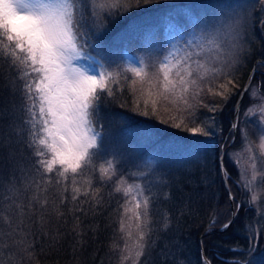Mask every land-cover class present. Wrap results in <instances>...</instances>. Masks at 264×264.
<instances>
[{"label": "snow or ice", "instance_id": "snow-or-ice-1", "mask_svg": "<svg viewBox=\"0 0 264 264\" xmlns=\"http://www.w3.org/2000/svg\"><path fill=\"white\" fill-rule=\"evenodd\" d=\"M151 2L0 0V153H6L9 168L6 178L0 175V253L6 252L8 259L14 260L17 252L24 254L21 259H35V242L24 230L25 218L41 213L42 223L43 214L63 217L62 209L71 205L68 211L78 220L77 213L86 214L84 205L95 212L114 196L119 197L116 211L122 244L114 242L112 247L119 251L120 264H141L159 234L170 230L168 213L155 222L151 214L157 202L172 196L165 190L173 182L163 161L133 159L115 146L102 109L128 108L202 137L222 130L215 116L197 123V112L200 108L222 111L240 90L237 73L250 51L242 27L247 6L220 3L212 16L197 17L195 35L183 48L156 55L146 47L137 63H120L107 56L97 38L133 9ZM260 26L264 31V18ZM257 72L264 75V61L253 67L243 92L251 89L250 97L259 99L244 112L246 123L257 125L258 143L245 128L240 130L245 164L241 165V153L226 154L239 179H233L224 157L217 156L230 208L223 219L213 209L205 235L226 232L236 222L242 205L231 184L248 193L250 208L258 201L257 177L264 182V172L257 168L258 158L264 166V96L259 95V87L251 86ZM215 97L223 104L205 102ZM238 129V122H233L231 130ZM143 134L150 136V129ZM201 143L189 154L207 152ZM255 212L256 222L243 225L246 247L239 242L228 244L225 251L230 257L215 253L209 258L201 237L199 264H213L214 259L221 264H253L249 257L264 233L259 207ZM72 231L77 237L83 235L79 223ZM52 240L58 242L59 233ZM160 255L164 260L173 258L172 264H187L168 244Z\"/></svg>", "mask_w": 264, "mask_h": 264}, {"label": "trees", "instance_id": "trees-1", "mask_svg": "<svg viewBox=\"0 0 264 264\" xmlns=\"http://www.w3.org/2000/svg\"><path fill=\"white\" fill-rule=\"evenodd\" d=\"M158 1L162 0H154L155 3ZM154 2L133 9L131 13L111 26L109 31L97 38V42L103 45L107 56L120 63H127L128 54L145 51L140 36L147 30V27L159 26L168 17L172 18L165 10L166 6L163 7V11L158 6L159 4L157 3L156 6L153 4ZM176 3L178 1L173 4ZM179 11L177 12L176 9V17L184 15V13L177 15L180 13ZM176 20L179 19L176 18ZM131 24H134L135 27H130ZM187 32H189L188 28ZM257 32L258 43L264 45L262 33L259 29ZM128 37L132 38L131 44L128 43ZM189 38L190 35L183 39L182 43H187ZM132 45H135L138 51H133ZM180 46L183 48L185 45ZM262 54L264 55V51ZM259 60L264 61V57L256 53L250 57V62L243 71V83L240 86L242 91L249 74ZM261 81H264V75L256 74L253 82H257L260 90L264 92V84H261ZM125 98H127V94H125ZM246 101L247 98L244 102ZM235 109L232 103L226 104V109L221 113V119L229 126L223 129V137L213 136L209 139L202 136H191L170 124L160 123L159 120L151 116H141L128 108L122 109L113 105L102 109L105 117L104 123L111 131L113 144L133 159L143 157L145 160H162L163 169L173 182L170 188L165 189L171 192V199L157 202L151 213L154 222L160 218L162 213H168L172 219L171 228L167 234H159L150 254L141 258V264H144L145 260L149 264H172L173 258L164 260L160 255V250L166 244L172 247L176 257L186 261L187 264H199V242L205 234L210 213L215 209L223 219V214H226L230 208L219 177L217 156H221L226 150V147L222 146L224 137L230 133L234 134L231 130V122L235 120ZM197 116L202 118L204 114ZM145 129H150V136L143 134ZM200 142H202L201 147L206 148L207 152L202 151L199 155H190L188 150ZM25 155H28L27 150H25ZM4 157H6V153H0V175L6 178L9 175V168L6 166ZM213 160L215 168H211L210 163ZM224 163L235 179V173L230 169L228 159H224ZM231 187L242 207L236 222L228 231L216 230L204 237V251L209 258L215 253H219L222 257H230L231 253L225 251V245L228 244L239 242L240 245L246 247L247 240L244 238L243 225L246 221L255 223L257 220L255 210L253 207H249L243 192L238 191L235 184H231ZM49 196L50 199L53 198L51 193ZM118 199V196L106 198L103 207H98L95 212L88 211V205H84L86 214L77 213L78 220H74L72 213L68 211L71 205L62 209L65 213L63 217L43 214L42 223L40 221L41 213L25 218L24 230L31 233L29 239L35 242V259L31 261L26 258L21 259L24 254L17 252L15 259L12 260L8 259L5 252L0 253V261H3V264H120L119 251L112 247L114 242L122 244L117 223ZM76 223L80 225V230L83 232L82 237H77L72 231L73 225ZM0 226H3L2 221H0ZM57 233H59V241L54 242L52 237ZM10 251H16V249ZM249 259L259 260L264 264V234L260 236L256 251ZM213 264H221V261L214 259Z\"/></svg>", "mask_w": 264, "mask_h": 264}, {"label": "rangeland", "instance_id": "rangeland-1", "mask_svg": "<svg viewBox=\"0 0 264 264\" xmlns=\"http://www.w3.org/2000/svg\"><path fill=\"white\" fill-rule=\"evenodd\" d=\"M175 1H178V3L173 4ZM160 8L163 9L164 6H166V11H168V15L171 16L172 18L168 17L162 24L159 26H155L152 28L147 27V30L143 32V34L140 36V40L143 41L142 44L144 48H150L154 54L156 55H163L169 50L173 49H179L182 48L179 45H186V43H182V40L185 39L186 37H189V39H192L193 36L195 35V23H196V18L197 17H203L205 15L207 16H212L216 10L217 7L220 3H228V4H233V3H241L245 4L247 7L243 10V15L246 17V22L242 25L244 28L243 36L245 41H247V46L250 49L249 54L245 58L244 61V66L239 69V72L237 73L238 76V83L240 86L243 83V71L244 68L247 66V64L250 62V57L253 56L255 53L258 54L259 56L264 57L262 54L264 49V45H260L258 43L259 36L257 30L259 29L260 32L262 33V36L264 37V31L261 30L260 26V21L262 18H264V3H261L256 0H162L157 2ZM157 3H153L156 4ZM169 3V4H166ZM151 4V3H150ZM149 4V5H150ZM161 4V5H160ZM162 6V7H161ZM180 7V8H179ZM176 9L177 12L179 11L177 15L184 13V15L176 17ZM164 11V9H163ZM178 18L179 20H176ZM130 27H135L134 24H131ZM188 28L189 32L186 33V29ZM191 28V30H190ZM191 32V34H189ZM260 33V35H261ZM100 38V37H98ZM101 40V39H100ZM132 38L128 37V43L131 44ZM104 48V47H103ZM131 49L133 51H138L137 47L135 45L131 46ZM93 55H95V52H93ZM145 55V51H138V52H131V54H128V61L127 62H132V63H137L138 59L140 57H143ZM260 62V60L258 61ZM257 62V63H258ZM256 63V64H257ZM255 64V66H256ZM261 72H257L259 74ZM248 81V80H247ZM247 83V82H246ZM252 87H259L257 82H253L251 84ZM251 89H249V92ZM249 92H247L244 100L247 98V101L242 102V105L240 107V112H239V120L237 121L239 124V129L236 131H233L234 134L230 133L227 134L224 137V143L222 144L223 147H226L227 149L226 154H235V153H241L242 154V159H241V165L243 166L245 162L247 161V153L243 152V136L241 134L240 130L247 129L250 138L252 141L258 143V128L255 123L252 122H247L246 123V117L244 116V112L247 110L249 106L252 104H257L259 103L258 98H251L249 95ZM242 94V87L240 88L239 91H236V94L232 96L227 103H232L235 108L237 109V101L238 98L240 99ZM259 95L264 96V92L260 90L259 88ZM206 103H216V104H223V101L220 100L219 97L212 98L210 100H205ZM226 109V104L223 105V110L217 113H209L206 108H201L197 112V115H203L202 118L200 116L198 117L197 123H199L200 119L207 118L209 116H215L217 119V122L220 126V129L222 130H217L213 136H224L223 129H225L229 124L224 122L223 119H221V113ZM235 109V112H236ZM256 117H252L251 120L254 121ZM234 122L232 120L231 124ZM225 124V125H224ZM182 130V129H181ZM185 131V130H183ZM191 135V136H200L199 134H194L188 131H185V133ZM223 133V135H222ZM212 136V137H213ZM212 137H206L207 139L212 138ZM224 159H228L227 155H225ZM259 159L257 160V168L261 171L264 172V166H262L259 162ZM211 168L214 167V160L212 161ZM228 164L230 165V169L235 173V179H239V173L237 172L236 166L228 160ZM216 166V165H215ZM215 168V167H214ZM235 188L240 191V189L237 187L235 184ZM255 191L258 195V201L256 202V205L253 206V209L255 210V207H259L261 213H262V218H264V182H262L259 178L257 177L256 181V186H255ZM245 195V200L249 199V195L246 192H243ZM256 213V212H255ZM264 233H261V236ZM253 261V260H252ZM253 264H262L259 260H254Z\"/></svg>", "mask_w": 264, "mask_h": 264}, {"label": "water", "instance_id": "water-1", "mask_svg": "<svg viewBox=\"0 0 264 264\" xmlns=\"http://www.w3.org/2000/svg\"><path fill=\"white\" fill-rule=\"evenodd\" d=\"M256 65H257V64H256ZM252 81H253V79H252ZM252 81H251V84H252ZM248 83H249V80L247 81L246 85H247ZM246 94H247V92H243V91H242L241 97H240V99H239V101H238V105H237V109H236V113H235V120H234V122H237V115H239L240 107H241V105H242V102H243V100H244ZM235 133H236V131H235ZM226 152H227V149L224 150V152L222 153L221 156H223V157L225 158ZM205 236H207V235L204 234L202 237H205ZM204 255L206 256L205 251H204Z\"/></svg>", "mask_w": 264, "mask_h": 264}]
</instances>
